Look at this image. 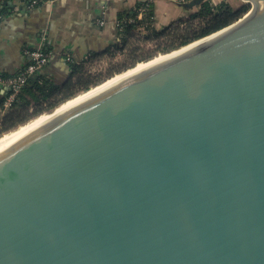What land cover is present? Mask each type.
Listing matches in <instances>:
<instances>
[{
    "label": "water",
    "instance_id": "water-1",
    "mask_svg": "<svg viewBox=\"0 0 264 264\" xmlns=\"http://www.w3.org/2000/svg\"><path fill=\"white\" fill-rule=\"evenodd\" d=\"M241 1L0 144V264H264V0Z\"/></svg>",
    "mask_w": 264,
    "mask_h": 264
},
{
    "label": "crops",
    "instance_id": "crops-1",
    "mask_svg": "<svg viewBox=\"0 0 264 264\" xmlns=\"http://www.w3.org/2000/svg\"><path fill=\"white\" fill-rule=\"evenodd\" d=\"M29 1L10 0L0 19V72L6 76L17 74L29 61L26 51L45 46L52 57L44 71L59 82L69 73L64 56L76 62L90 58L84 63L85 71L90 73H97L93 68L103 69V60L110 67L119 57L123 58L124 49L113 57L106 51L120 41L119 15L134 10L140 2L151 3L154 17L149 24L158 30L178 23L183 30L188 25L189 14L200 5L184 7L182 4L189 0H50L27 9ZM223 1L235 7L242 3L209 0L211 4ZM191 21L195 24L198 20ZM147 24L148 21L136 29L138 36L148 32ZM135 39L128 44L129 48H133Z\"/></svg>",
    "mask_w": 264,
    "mask_h": 264
},
{
    "label": "trees",
    "instance_id": "trees-1",
    "mask_svg": "<svg viewBox=\"0 0 264 264\" xmlns=\"http://www.w3.org/2000/svg\"><path fill=\"white\" fill-rule=\"evenodd\" d=\"M141 6L145 7V11L143 19L139 20L137 19V9ZM249 8V3L245 2L235 7L225 1L211 4L209 0H204L196 11L189 14L188 25L183 30H180V23L168 25L158 30L149 24L153 22L154 17L151 3L140 2L134 10L125 11L119 15L118 20L121 28L119 31L120 41L108 48L106 53L108 56L113 57L116 53H122V51L126 50V58L134 55L138 47L135 49L129 48L128 44L138 34L136 29L146 21H148L146 25L148 32L143 34L142 38L148 41H157L160 38L168 40L167 44L160 50L162 54L168 53L233 23L242 17ZM129 18H132L133 21L129 22ZM191 20L198 21L194 24ZM43 47L48 50L45 46ZM64 57L69 73L62 82L51 79L45 73L44 67L47 63L27 77L23 86L14 96L10 108L0 115V135L34 116H38L44 112H52L60 103L74 97L80 92L88 90L92 86L100 84L114 74L133 67L137 62L152 58H149V55L144 58H135L131 63L126 65L119 64L118 62L115 64L114 62L110 64L109 69L103 74H98L85 71L84 63L90 58L76 62L73 59L69 60L66 56ZM8 94V91L0 92V107L3 105V101Z\"/></svg>",
    "mask_w": 264,
    "mask_h": 264
},
{
    "label": "built area",
    "instance_id": "built-area-1",
    "mask_svg": "<svg viewBox=\"0 0 264 264\" xmlns=\"http://www.w3.org/2000/svg\"><path fill=\"white\" fill-rule=\"evenodd\" d=\"M9 1L10 0H0V19L4 16V11ZM46 1L50 0H30L26 4L25 8H33ZM144 11L145 7L141 6L137 12V19L141 20L143 18ZM128 21L132 22L133 19L129 18ZM118 24V28L120 31V23ZM26 55L29 61L26 66L23 67L22 70H20L17 74L13 76H6L1 74L0 72V92H9L8 96L3 101V105L0 107V115L5 113L10 108L14 96L23 86L27 77L37 70L41 69L46 63H48V61L52 57V52L50 50H46L43 46H38L35 49L26 51Z\"/></svg>",
    "mask_w": 264,
    "mask_h": 264
},
{
    "label": "bare ground",
    "instance_id": "bare-ground-1",
    "mask_svg": "<svg viewBox=\"0 0 264 264\" xmlns=\"http://www.w3.org/2000/svg\"><path fill=\"white\" fill-rule=\"evenodd\" d=\"M226 29H228V28H226ZM226 29H224V30H226ZM212 36H214V35H212ZM212 36H209V37H206L204 39L195 41V42H193V43H191V44H189L187 46H184V47H182L180 49H177V50H173V51H171L169 53H166V54L159 53V54L155 55L154 57L150 58L149 60L137 62L133 67H131V68L125 70V71H122L120 73L114 74L110 78H107L106 80L101 82V84H98L97 86H92L91 88H89V90L80 92L77 95H75L73 98H69L68 100L60 103L58 106H56V108H54L53 112H55L56 110H59V109H61L63 107H66V106H68V105H70V104H72V103H74V102H76V101H78V100H80V99H82V98H84V97H86V96L98 91L99 89L107 86L108 84H110V83H112V82H114V81H116V80H118V79H120V78H122V77H124V76H126V75H128L130 73H132V72H135V71H137L139 69H142V68H144L146 66H149V65H151L153 63H156V62H158L160 60H163V59L168 58V57H170L172 55H175V54L185 50L186 48H188L190 46H193V45H195V44H197L199 42H202V41H204V40H206V39H208V38H210ZM50 113L51 112H49V113L44 112L42 114H39L38 116H35L34 118L30 119L29 121L19 125L15 129H12V130H10L8 132L3 133L2 135H0V144L2 142H4L5 140H7L8 138L12 137L13 135L19 133L20 131L26 129L27 127L33 125L34 123H36V122L42 120L43 118L47 117L48 115H50Z\"/></svg>",
    "mask_w": 264,
    "mask_h": 264
},
{
    "label": "rangeland",
    "instance_id": "rangeland-1",
    "mask_svg": "<svg viewBox=\"0 0 264 264\" xmlns=\"http://www.w3.org/2000/svg\"><path fill=\"white\" fill-rule=\"evenodd\" d=\"M249 6H251L250 4H249ZM142 35L143 34H141V35H137V37H135L136 39H135V45L133 46V49H135L136 47H138L137 49H136V53H134V55H132L131 57H129V58H126L125 56L123 57V58H120L119 57V59H117L118 61V63L119 64H129V63H131L135 58H144V57H147L148 55H149V58L150 57H154L155 55H157V54H159V53H162L160 50H162V47L165 45V44H167V42H168V40H166V39H163V38H160V39H158L157 41L156 40H144L143 38H142ZM140 44V45H139ZM139 45V46H138ZM106 61H104L103 60V63L101 64V66L103 67V69H97L96 70V68H93L92 70L94 71V72H97L98 74H100V73H104L106 70H108L109 69V67H106L107 65H104V63H105ZM116 64V63H115ZM134 64V63H133ZM100 70V71H99ZM35 117V116H34ZM34 117H32V118H34ZM32 118H30V119H32ZM29 119V120H30ZM29 120H27V121H29ZM26 121V122H27ZM25 123V122H24ZM23 124V123H22ZM21 125V124H20ZM19 126V125H18ZM18 126H16V127H18ZM15 127V128H16ZM15 128H13V129H15ZM12 130V129H11ZM8 131H10V130H8ZM8 131H6V132H8ZM5 133V132H4Z\"/></svg>",
    "mask_w": 264,
    "mask_h": 264
}]
</instances>
